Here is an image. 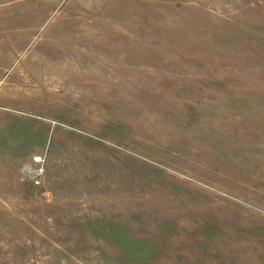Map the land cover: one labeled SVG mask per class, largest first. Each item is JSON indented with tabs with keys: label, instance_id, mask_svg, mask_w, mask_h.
<instances>
[{
	"label": "rangeland",
	"instance_id": "1",
	"mask_svg": "<svg viewBox=\"0 0 264 264\" xmlns=\"http://www.w3.org/2000/svg\"><path fill=\"white\" fill-rule=\"evenodd\" d=\"M0 264H264V0H0Z\"/></svg>",
	"mask_w": 264,
	"mask_h": 264
}]
</instances>
